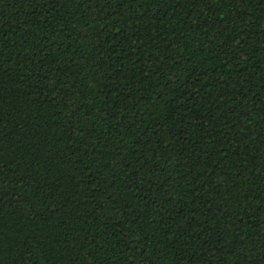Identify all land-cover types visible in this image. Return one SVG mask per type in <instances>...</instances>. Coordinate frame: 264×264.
Returning <instances> with one entry per match:
<instances>
[{"label": "trees", "instance_id": "trees-1", "mask_svg": "<svg viewBox=\"0 0 264 264\" xmlns=\"http://www.w3.org/2000/svg\"><path fill=\"white\" fill-rule=\"evenodd\" d=\"M0 264H264V0H0Z\"/></svg>", "mask_w": 264, "mask_h": 264}]
</instances>
